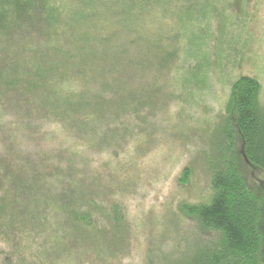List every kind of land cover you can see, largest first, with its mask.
<instances>
[{
	"label": "trees",
	"instance_id": "obj_1",
	"mask_svg": "<svg viewBox=\"0 0 264 264\" xmlns=\"http://www.w3.org/2000/svg\"><path fill=\"white\" fill-rule=\"evenodd\" d=\"M245 1L0 0V213L5 201L11 207L19 200L20 188L42 179L39 168L14 151L17 142L7 137L3 120L36 133L42 124H57L76 140L81 163L86 149L111 150V142L122 143L130 131L129 121H149L185 87L183 49L201 43L212 9L224 31L228 25L239 30V20L226 11L245 16ZM219 132L227 145L215 148L210 164L211 197L187 207L211 238L170 264H264L262 199L241 169L242 162L261 174L264 186V95L257 78L242 75L232 84ZM234 132L240 160L231 151ZM55 167L51 180L66 182L69 174ZM63 195L72 208L63 212L65 225L90 228L95 196L75 207L73 193Z\"/></svg>",
	"mask_w": 264,
	"mask_h": 264
},
{
	"label": "rangeland",
	"instance_id": "obj_2",
	"mask_svg": "<svg viewBox=\"0 0 264 264\" xmlns=\"http://www.w3.org/2000/svg\"><path fill=\"white\" fill-rule=\"evenodd\" d=\"M244 5L245 16L232 7L226 11L239 20V30L228 25L224 31L219 11L212 9L201 43L183 49L185 87H178L149 121H129L130 131L122 143L113 140L111 150L85 148L88 158L81 163L76 140L57 124H42L36 133L3 120L7 137L17 142L14 151L39 168L42 179L20 188L21 197L11 207L4 202L0 264H170L190 256L197 242L207 243L211 236L201 233L187 207L211 197L210 164L216 162L215 148L227 145L219 130L227 119L232 84L242 75L255 77L264 95V0ZM233 138L231 151L240 160L242 143L236 132ZM55 166L69 174L66 182L51 180ZM241 169L261 196L264 238L261 174L255 176L242 162ZM66 191L73 193L75 207L95 196L90 228L65 225L63 212L72 209L61 199ZM10 219L17 220L14 227Z\"/></svg>",
	"mask_w": 264,
	"mask_h": 264
}]
</instances>
